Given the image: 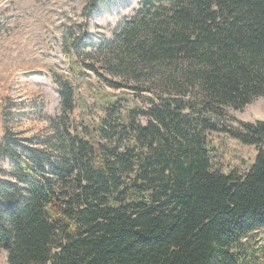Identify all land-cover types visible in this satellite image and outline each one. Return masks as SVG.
<instances>
[{
  "label": "trees",
  "instance_id": "obj_1",
  "mask_svg": "<svg viewBox=\"0 0 264 264\" xmlns=\"http://www.w3.org/2000/svg\"><path fill=\"white\" fill-rule=\"evenodd\" d=\"M111 1L86 0L83 22L63 30L71 69L159 92L145 106L101 104L87 138L70 124L75 88L57 74L60 113L44 138L19 136L4 115L6 262L239 264V243L264 227V122L229 110L264 96V0H140L94 42L88 21ZM209 132L256 147L244 173L212 168Z\"/></svg>",
  "mask_w": 264,
  "mask_h": 264
},
{
  "label": "rangeland",
  "instance_id": "obj_2",
  "mask_svg": "<svg viewBox=\"0 0 264 264\" xmlns=\"http://www.w3.org/2000/svg\"><path fill=\"white\" fill-rule=\"evenodd\" d=\"M139 2L112 0L101 7L88 21L92 40L111 38L116 25L133 14ZM85 3L86 0H0V139L4 115L7 125L21 137L39 140L50 133V119L60 113L54 74L72 82L76 94L70 124L86 138L89 134L83 129L96 128L104 116L101 104L118 100L122 108L145 106L146 96L159 92L146 81L137 83L112 76L103 68L101 72L106 76L126 86L112 89L90 70L78 74L71 69L63 30L83 22L81 10ZM229 112L239 121L264 122V96ZM207 139L212 168L224 173H244L256 155L254 145L242 144L224 133L209 132ZM239 244V264H264V227ZM0 264H7L2 249Z\"/></svg>",
  "mask_w": 264,
  "mask_h": 264
}]
</instances>
